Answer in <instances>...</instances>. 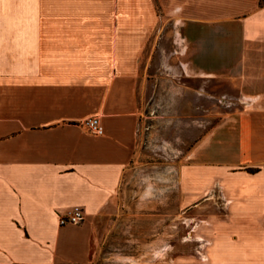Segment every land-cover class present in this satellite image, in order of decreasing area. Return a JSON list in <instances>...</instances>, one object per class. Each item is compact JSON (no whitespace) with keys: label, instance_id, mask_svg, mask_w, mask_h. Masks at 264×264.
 Listing matches in <instances>:
<instances>
[{"label":"crops","instance_id":"0c3cea01","mask_svg":"<svg viewBox=\"0 0 264 264\" xmlns=\"http://www.w3.org/2000/svg\"><path fill=\"white\" fill-rule=\"evenodd\" d=\"M177 73L242 104L142 186L147 86ZM0 264H264L262 0H0Z\"/></svg>","mask_w":264,"mask_h":264},{"label":"rangeland","instance_id":"374dc122","mask_svg":"<svg viewBox=\"0 0 264 264\" xmlns=\"http://www.w3.org/2000/svg\"><path fill=\"white\" fill-rule=\"evenodd\" d=\"M161 77L147 86L145 111L153 119L143 122L139 152L131 162L142 186L147 177L140 176L146 174L141 170L152 175L191 163L197 143L242 104L235 81L195 79L180 73ZM168 196L169 201L175 199L173 194Z\"/></svg>","mask_w":264,"mask_h":264},{"label":"built area","instance_id":"2783aa9c","mask_svg":"<svg viewBox=\"0 0 264 264\" xmlns=\"http://www.w3.org/2000/svg\"><path fill=\"white\" fill-rule=\"evenodd\" d=\"M83 125H85L90 132L93 134H101L102 126L97 117H89L83 121ZM84 211L80 207H73L66 211L65 214L59 216V224H73L77 225L83 221Z\"/></svg>","mask_w":264,"mask_h":264},{"label":"trees","instance_id":"16d2710c","mask_svg":"<svg viewBox=\"0 0 264 264\" xmlns=\"http://www.w3.org/2000/svg\"><path fill=\"white\" fill-rule=\"evenodd\" d=\"M263 1V3H264V0H262Z\"/></svg>","mask_w":264,"mask_h":264}]
</instances>
